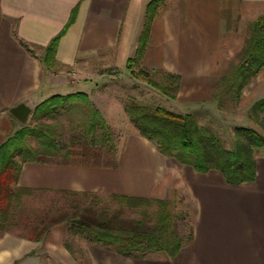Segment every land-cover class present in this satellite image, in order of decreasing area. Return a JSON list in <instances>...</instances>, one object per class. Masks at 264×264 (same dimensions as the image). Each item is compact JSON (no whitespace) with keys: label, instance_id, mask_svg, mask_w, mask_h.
Returning a JSON list of instances; mask_svg holds the SVG:
<instances>
[{"label":"crops","instance_id":"0c3cea01","mask_svg":"<svg viewBox=\"0 0 264 264\" xmlns=\"http://www.w3.org/2000/svg\"><path fill=\"white\" fill-rule=\"evenodd\" d=\"M150 1L0 0V146L25 125L9 110L28 100L34 112L50 94L85 93L100 113L105 110L106 115H101L108 125L118 115L122 124L131 126L120 99L93 95L99 93L96 84L107 81L106 76L94 70L83 72L77 62L106 58L109 67L124 76L128 60L135 56ZM73 11L74 20L68 25ZM236 11L239 31L264 15V0H161L139 63L180 77L188 99L179 102V93L172 103L189 106L192 112L211 106L210 96L224 73L210 69V60L218 51L229 14ZM65 28L54 53L55 69L46 68L44 52ZM70 74L79 83L82 78L96 79L93 84L86 79L85 90H77L71 88L74 82H68ZM128 137L118 150L116 169L87 161L21 162L12 187L32 193L147 200L160 199L174 177L194 205L192 227L176 255L156 264H264V156L253 151L255 179L232 186L218 171L202 174L180 165L138 133L132 131ZM47 247L0 230V264H43L45 251L50 253ZM99 251L91 250V264H141L114 254L97 259Z\"/></svg>","mask_w":264,"mask_h":264},{"label":"rangeland","instance_id":"374dc122","mask_svg":"<svg viewBox=\"0 0 264 264\" xmlns=\"http://www.w3.org/2000/svg\"><path fill=\"white\" fill-rule=\"evenodd\" d=\"M229 17L228 26L221 34L218 51L212 55V58L216 57V60L212 58L210 60V69L224 73L221 77H218V82L214 86V91L210 96L212 99L210 107H196L192 112L190 109L188 110L189 106L172 103L174 99H168L146 83L147 81L139 76V72H146L148 78H151L153 82L171 86L172 89L169 88V93H172L174 98L181 93L177 98L179 102L188 99L184 97L186 86L180 82V77L168 75V73L159 69H145L136 60L128 66L129 69L127 67V73L124 76L109 67L106 58L98 57L96 60H90L89 57L88 60H79L77 67L82 69L83 72L94 70L106 76L107 81L103 79L96 84L100 87L96 90L99 93L94 92V96L105 94V96L108 95L116 100L120 99L123 111L124 104L129 99H134L135 102L143 106H158L177 115H194L199 126L215 135L222 146L231 151L235 147L236 130L238 128L253 129L264 137V113L259 114L256 118L251 114L252 106L264 99V69L242 88L239 99H237L235 88H230V74L242 62L244 49L251 36V26L249 23H245L237 31L236 27L239 24L237 11L229 14ZM235 33L237 34L235 35ZM197 62L195 63L197 64ZM52 69L54 70L55 66L52 65ZM68 73H71V71L68 70ZM67 78L68 82H74L71 88L77 90H81L79 88L85 90V82L93 84V80L96 79L86 78V80L82 78L83 81L79 83L80 79L73 74H70ZM128 79L129 82L126 81ZM80 94L83 93L50 94L46 96L39 102L37 110L30 115L28 122L13 131L6 142L10 140L14 142L16 137L22 136V139L18 141L20 147H23L22 149L41 150L38 139L26 135L27 132L40 130L57 146L58 151L56 149L50 150V154L55 156L45 157L50 159V162L62 164L70 160L81 161L84 158L83 154L88 156L91 153L98 154L103 161L111 157L116 158L118 150L124 146L127 138H129L128 135L132 131L139 134L138 130L132 123V127L128 124H122L118 115L114 116L113 121L108 125L101 115L102 113L106 115L105 110H101L102 113H100L87 94H83L86 96L84 98ZM90 105L93 108H90ZM38 109L41 112L37 113ZM93 109L96 110L105 123L107 129H104L106 130L100 126H95L96 128L91 131L90 114ZM125 114L129 119L126 112ZM115 121L118 123L116 124ZM78 140L86 142L89 151H85L83 147L79 146ZM72 141L76 144L74 147L71 145ZM154 146L156 145L154 144ZM112 147L114 150L111 149ZM75 152L77 153L75 154ZM68 153H71V155L69 154V156ZM19 154L14 157L16 164H20L22 161ZM256 154L264 156V149L254 151V155ZM171 179V188L160 199H147L142 200L143 202L131 201L122 205L111 196L96 197L47 192L21 193L13 189L16 193L15 197H18V199L11 204V215L7 223L0 226L4 229V232L16 235L24 240L35 242L33 238L40 236V245H47V248L50 249V253L46 251L44 253L45 261L43 264H91L90 253L91 250L94 251L95 249L101 250L98 254L96 253L97 256L95 255L97 259L101 256L111 258L113 254L118 255L113 248L108 249L101 245L90 244L83 239L82 235H75L70 231L71 223L67 220L75 217L83 209L108 213L119 210L122 219L144 221L151 225L156 223L157 213L164 211L169 214L173 221V229L170 231L172 239L183 242L187 239V234L192 227L194 205L187 199L181 182L174 177ZM48 234L50 235L48 236ZM88 246L93 247L90 249ZM58 250L61 251L62 256L58 254ZM106 250L108 252H105ZM130 258L135 260L136 263L139 261L141 264L143 262L156 264L161 260L169 259L167 255L157 251L147 252L142 258L132 256Z\"/></svg>","mask_w":264,"mask_h":264},{"label":"trees","instance_id":"16d2710c","mask_svg":"<svg viewBox=\"0 0 264 264\" xmlns=\"http://www.w3.org/2000/svg\"><path fill=\"white\" fill-rule=\"evenodd\" d=\"M159 6L160 0H151L147 4L144 26L138 39L135 56L128 60V66L134 60L140 61L148 43L151 23ZM74 16L75 11L72 12L68 25L73 22ZM65 31L66 28L47 46L43 56V63L46 68L52 69V65L54 67V53ZM262 69H264V15L252 24L251 36L244 49L242 62L230 74V88H235L237 99H239L242 88ZM139 76L163 96L171 100L174 99L172 93H169L171 86L153 82L151 78H148L146 72H139ZM80 96L86 97L83 94ZM90 108L93 107L90 105ZM124 111L142 137L154 143L160 153L169 156L180 165L190 167L202 174L218 171L225 181L232 186L251 182L255 179L256 162L253 151L264 149V137L255 130L238 128L235 147L229 151L222 146L215 135L199 126L194 115H177L158 106H143L135 102L134 99H129L124 104ZM39 112L41 110L38 109L37 113ZM262 113H264V99L255 103L251 109L254 118ZM90 121L91 131L96 128L95 126L106 128L95 109L90 114ZM26 135L37 138L41 150H33V152L22 149L23 147L19 145L20 142L18 143L22 136L16 137L14 142L10 140L0 146V225L7 223L11 215V204L18 199L15 197L14 190L30 193L20 188H12V185L17 182L21 169V165L14 162V157L20 153L21 162L45 163L50 162V159L45 157L55 156L50 154V150H57V146L40 130L27 132ZM78 143L85 151H89L86 142L78 140ZM71 145L74 147L76 144L72 141ZM69 154L71 155V153ZM83 157L81 161L91 162L100 168H117L115 157L108 158L106 161L94 153L88 156L83 154ZM112 198L121 205L131 201L143 202L125 196H112ZM67 221L71 223L70 231L73 234L82 235L83 239L90 244L101 245L108 249L113 248L118 255L124 257L142 258L147 252L157 251L172 258L182 243L172 239L170 231L173 229V221L169 214L164 211L157 213V221L153 225L139 220L122 219L119 210L108 213L83 209ZM0 230L4 231L1 226ZM33 239L35 242H39L40 236Z\"/></svg>","mask_w":264,"mask_h":264},{"label":"water","instance_id":"95a60500","mask_svg":"<svg viewBox=\"0 0 264 264\" xmlns=\"http://www.w3.org/2000/svg\"><path fill=\"white\" fill-rule=\"evenodd\" d=\"M33 110L34 107L31 105L30 101L25 100L11 108L9 113L20 123L26 124Z\"/></svg>","mask_w":264,"mask_h":264}]
</instances>
